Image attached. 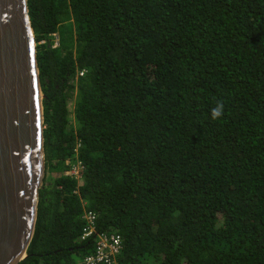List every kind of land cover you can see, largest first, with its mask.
Here are the masks:
<instances>
[{"label":"trees","instance_id":"trees-1","mask_svg":"<svg viewBox=\"0 0 264 264\" xmlns=\"http://www.w3.org/2000/svg\"><path fill=\"white\" fill-rule=\"evenodd\" d=\"M27 6L47 175L18 264L91 253L88 209L118 264H264V0Z\"/></svg>","mask_w":264,"mask_h":264},{"label":"water","instance_id":"water-1","mask_svg":"<svg viewBox=\"0 0 264 264\" xmlns=\"http://www.w3.org/2000/svg\"><path fill=\"white\" fill-rule=\"evenodd\" d=\"M35 45L27 0H0V264L26 256L45 174Z\"/></svg>","mask_w":264,"mask_h":264},{"label":"built area","instance_id":"built-area-1","mask_svg":"<svg viewBox=\"0 0 264 264\" xmlns=\"http://www.w3.org/2000/svg\"><path fill=\"white\" fill-rule=\"evenodd\" d=\"M54 42V45H56V37ZM82 168L83 165L81 161L77 159L76 161L70 163L67 170L64 171V174L78 179L80 177V171ZM83 217L85 219V224L83 226L80 238L85 239L94 233L96 235L95 247L91 253L86 254L80 260L68 264H118L116 262V256L122 248L120 235L117 232L97 231L96 214L90 209L84 211Z\"/></svg>","mask_w":264,"mask_h":264},{"label":"clouds","instance_id":"clouds-1","mask_svg":"<svg viewBox=\"0 0 264 264\" xmlns=\"http://www.w3.org/2000/svg\"><path fill=\"white\" fill-rule=\"evenodd\" d=\"M224 115V102L216 101L215 107L212 108L211 116L213 120H219Z\"/></svg>","mask_w":264,"mask_h":264},{"label":"rangeland","instance_id":"rangeland-1","mask_svg":"<svg viewBox=\"0 0 264 264\" xmlns=\"http://www.w3.org/2000/svg\"><path fill=\"white\" fill-rule=\"evenodd\" d=\"M68 107H69V111H70V119L72 120V119H73V116H72L73 97H71V99L69 100V105H68ZM46 175H47V172H46V170H45V174H44L43 181H44ZM51 175H52V174H51ZM47 180H49V179H47Z\"/></svg>","mask_w":264,"mask_h":264}]
</instances>
